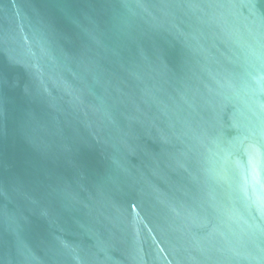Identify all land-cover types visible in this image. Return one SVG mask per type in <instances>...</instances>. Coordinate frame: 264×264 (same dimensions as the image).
<instances>
[{
    "label": "water",
    "instance_id": "95a60500",
    "mask_svg": "<svg viewBox=\"0 0 264 264\" xmlns=\"http://www.w3.org/2000/svg\"><path fill=\"white\" fill-rule=\"evenodd\" d=\"M0 264H264V0H0Z\"/></svg>",
    "mask_w": 264,
    "mask_h": 264
}]
</instances>
